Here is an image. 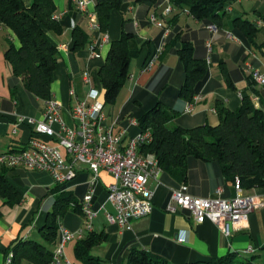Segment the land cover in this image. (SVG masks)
I'll use <instances>...</instances> for the list:
<instances>
[{
  "label": "crops",
  "instance_id": "obj_1",
  "mask_svg": "<svg viewBox=\"0 0 264 264\" xmlns=\"http://www.w3.org/2000/svg\"><path fill=\"white\" fill-rule=\"evenodd\" d=\"M32 1L25 0V3L29 6ZM54 3L55 16L64 20L66 25L61 33L49 32L58 49V64L51 90L52 97L60 104L65 123H72V106L88 96L89 87L83 80L86 71L95 78L101 90L99 98L106 111L104 91L98 83V70L106 60L111 41L121 36L123 27L134 32L129 43L131 74L111 110L106 111L109 120L119 118V124L124 126L128 119L140 116L161 101L180 112L169 125L185 128L207 123L216 125L219 122L217 104L237 110L242 104V92L250 94L255 106L264 109V85L257 81L251 84L253 70L264 74V55L258 47L264 43V0H226L230 10L224 19L225 28L216 33H212L188 11L173 8L169 0H163L158 6L123 0L121 8L113 10L105 34L89 27L88 17L77 9L74 0H54ZM168 5L172 7L170 12L166 11ZM89 9L95 10V3ZM152 14L163 21L164 27L151 22ZM237 17L258 25L260 29L255 36L256 44L251 46L240 38L228 37L226 32L233 30V19ZM75 26L83 27L90 35L89 42L78 50L73 49ZM165 27L171 30L167 36H164ZM175 29L176 34L187 35L197 47L198 54L203 57L206 56L207 42L212 40L209 76L197 93L200 99L194 104L192 113H184L189 101L179 94L185 79L184 68L178 54L167 45ZM11 42L20 46L15 33L0 21V153L29 141L34 125L27 121L20 122V118L40 121L45 106L44 100L29 94L22 79L13 75L4 56ZM93 45L96 46L98 56L92 55ZM160 47L162 53L154 62L149 63ZM129 132L131 134L132 128ZM6 177L22 193V200L17 204L9 203L0 196V264H13V261L8 262V257L12 255L13 260V248L18 242L31 239L42 241L40 230L47 222L48 213L53 209L59 193H70L73 200L82 202L90 189L92 171L82 165L76 177L60 192L53 190L57 184L47 173L15 168L10 169ZM113 181L112 174L101 169L99 180L93 185L92 204L98 213L93 219L91 232L106 234V239L95 245L90 252L99 257L102 264H129L128 255L132 248L145 250L170 264L208 261L229 253H234L237 258L254 255L257 264H264V186L244 190L257 197L261 206L250 212L243 227L226 236L210 220L197 222L189 210L181 209L175 213L166 210L171 189L180 183L172 181L163 172L159 181L150 178L147 182L153 191L154 203V209L149 215L134 220L131 226L110 223L105 212L114 211L107 199L108 186ZM185 183L189 193L198 197H215L219 187L223 189V198L236 194L233 183L225 177L218 161L205 162L190 157ZM58 223L60 228L73 232L84 225L85 216L83 212L75 211L71 202L66 212L58 217ZM60 241L59 229L58 237L51 245L52 251ZM77 242L73 239L65 243L64 256L71 264H84L75 252ZM249 247L254 249L251 254L245 253ZM21 264L31 263L23 260Z\"/></svg>",
  "mask_w": 264,
  "mask_h": 264
},
{
  "label": "trees",
  "instance_id": "obj_2",
  "mask_svg": "<svg viewBox=\"0 0 264 264\" xmlns=\"http://www.w3.org/2000/svg\"><path fill=\"white\" fill-rule=\"evenodd\" d=\"M94 1L100 31L105 34L109 29L113 10H119L123 0ZM136 1L158 6L163 0ZM169 2L177 10L188 11L207 28L215 25L218 31H224V19L228 13L226 0ZM55 12L54 0H33L29 6L25 0H0V21L7 25L20 41L19 47L13 42L9 44L4 53L5 59L10 64L13 75L22 79L25 90L44 102L52 97L51 85L58 64V49L49 32L61 33L66 25L64 20L55 16ZM233 26V30L229 31L237 39L240 38L247 45L256 44L255 36L260 29L257 24L237 17L233 19ZM166 28L168 27H165L164 31ZM176 31L175 29L171 33L167 45L178 54L185 72L179 94L191 101L209 76L208 49L205 46L206 56H200L194 42L187 35L176 34ZM133 37L134 32L123 27L121 36L111 41L106 60L98 70V83L102 85L107 105L116 102L130 77L129 43ZM73 38V49L78 50L89 42L90 35L83 27L75 26ZM179 42L181 47L177 48ZM258 47L264 55V43ZM251 78V84L255 83L253 72ZM231 86L234 87L233 84ZM217 112L219 122L216 125L207 123L191 128L181 125L170 127L169 123L176 119L180 112L159 101L140 116L134 117L138 120V126L132 128L131 134L151 129L153 139L142 145V151L153 153L164 175L180 183L173 188L187 181L190 157L205 162L218 161L225 177L232 183L239 178L244 190L264 186V109L256 107L250 94L242 92V104L237 110L217 104ZM9 170L0 166V196L9 203L17 204L22 200V193L6 177ZM66 185H56L53 190L60 192ZM71 202L75 211L82 212V202L73 200L70 193L61 192L56 196L47 222L40 230L42 241L31 239L18 242L13 248V264H21L23 260L31 264H48L52 260L51 245L57 239L60 229L58 217L66 212ZM105 239L106 234L89 232L76 244L77 258L84 264H102V260L93 256L90 251ZM128 258L129 264H170L167 260L138 248H132ZM255 259L254 255L239 259L234 253H229L191 264H257Z\"/></svg>",
  "mask_w": 264,
  "mask_h": 264
},
{
  "label": "built area",
  "instance_id": "obj_3",
  "mask_svg": "<svg viewBox=\"0 0 264 264\" xmlns=\"http://www.w3.org/2000/svg\"><path fill=\"white\" fill-rule=\"evenodd\" d=\"M77 9L89 20V27L100 30L95 10L89 6L94 0H74ZM230 10V7H227ZM172 11L171 5L166 8ZM151 22L164 27L155 14L150 16ZM213 33L218 32L215 25L209 26ZM170 32L166 28L164 36ZM231 39H237L231 31L226 32ZM207 63L211 62L213 50L212 40L207 42ZM162 53V47L157 49L152 63ZM92 55L98 56L96 46H92ZM254 79L264 85V74L253 70ZM83 80L89 87L86 99L79 100L71 108L72 123L67 124L61 116L60 104L51 97L45 102L43 118L35 121L33 118L21 117L20 122L27 121L34 125L29 141L15 149L0 153V166L9 169L24 168L29 171L47 173L55 184L65 185L72 181L83 165L92 171L90 189L84 195L81 208L85 223L76 231L60 228L61 241L53 251V258L48 264H71L64 256L67 241L84 238L93 230V219L98 211L93 207V185L99 180V172L105 169L112 174L114 181L108 186L107 199L114 211L106 210L105 215L110 223L120 226H131L134 220L149 215L154 209L153 191L147 186L150 178L160 180L162 173L158 159L153 153L142 151V145L153 139L151 129L130 134L129 130L138 126L136 118L128 119L121 126L119 118L109 120L104 103L100 100L101 93L95 78L86 71ZM200 99L196 94L189 101L184 113H192L194 104ZM236 194L223 198V189L217 188V196L204 198L192 195L186 183L171 189L170 198L166 204L168 212L189 210L193 218L202 223L210 220L217 224L224 235L230 236L234 230L243 227L248 221L251 211L261 206L254 195L244 192L239 178L233 183ZM254 252L249 247L245 253ZM12 262V255L8 257Z\"/></svg>",
  "mask_w": 264,
  "mask_h": 264
},
{
  "label": "rangeland",
  "instance_id": "obj_4",
  "mask_svg": "<svg viewBox=\"0 0 264 264\" xmlns=\"http://www.w3.org/2000/svg\"><path fill=\"white\" fill-rule=\"evenodd\" d=\"M111 106H112V105H107V106H106V111L109 112V111L111 110ZM114 118H115V117H114ZM170 127H173V125H170ZM70 207H71V206H70ZM59 216H62V215H59ZM248 257H249V256H248ZM239 259H242V258H239Z\"/></svg>",
  "mask_w": 264,
  "mask_h": 264
},
{
  "label": "water",
  "instance_id": "obj_5",
  "mask_svg": "<svg viewBox=\"0 0 264 264\" xmlns=\"http://www.w3.org/2000/svg\"><path fill=\"white\" fill-rule=\"evenodd\" d=\"M181 47V42H179L178 44H177V48H180Z\"/></svg>",
  "mask_w": 264,
  "mask_h": 264
}]
</instances>
